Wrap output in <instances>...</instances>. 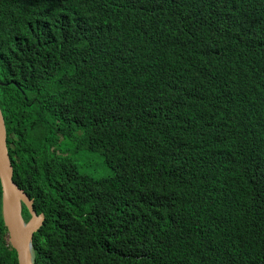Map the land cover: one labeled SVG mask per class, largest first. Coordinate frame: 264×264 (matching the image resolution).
Returning a JSON list of instances; mask_svg holds the SVG:
<instances>
[{
	"label": "trees",
	"instance_id": "trees-1",
	"mask_svg": "<svg viewBox=\"0 0 264 264\" xmlns=\"http://www.w3.org/2000/svg\"><path fill=\"white\" fill-rule=\"evenodd\" d=\"M0 82L35 264H264V0H0Z\"/></svg>",
	"mask_w": 264,
	"mask_h": 264
},
{
	"label": "water",
	"instance_id": "water-1",
	"mask_svg": "<svg viewBox=\"0 0 264 264\" xmlns=\"http://www.w3.org/2000/svg\"><path fill=\"white\" fill-rule=\"evenodd\" d=\"M3 84L0 82V86ZM0 183L2 186V212L4 226L7 230V243L16 252L17 264H34L33 239L44 224V215L37 214L35 200L31 199L14 182V169L8 149V135L5 119L0 107ZM25 205L30 218L22 217Z\"/></svg>",
	"mask_w": 264,
	"mask_h": 264
},
{
	"label": "clouds",
	"instance_id": "clouds-1",
	"mask_svg": "<svg viewBox=\"0 0 264 264\" xmlns=\"http://www.w3.org/2000/svg\"><path fill=\"white\" fill-rule=\"evenodd\" d=\"M44 215V214H43ZM6 243H7V239H6ZM7 245H9L8 243H7ZM10 246V245H9ZM35 250V249H34ZM34 264H35V254H34Z\"/></svg>",
	"mask_w": 264,
	"mask_h": 264
},
{
	"label": "rangeland",
	"instance_id": "rangeland-1",
	"mask_svg": "<svg viewBox=\"0 0 264 264\" xmlns=\"http://www.w3.org/2000/svg\"><path fill=\"white\" fill-rule=\"evenodd\" d=\"M99 166H100V163H99Z\"/></svg>",
	"mask_w": 264,
	"mask_h": 264
}]
</instances>
